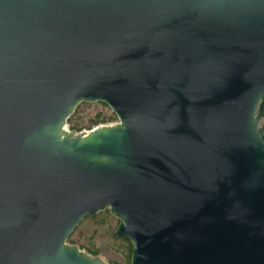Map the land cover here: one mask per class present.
<instances>
[{"label": "water", "instance_id": "1", "mask_svg": "<svg viewBox=\"0 0 264 264\" xmlns=\"http://www.w3.org/2000/svg\"><path fill=\"white\" fill-rule=\"evenodd\" d=\"M105 208L129 264H264V0H0V264H106Z\"/></svg>", "mask_w": 264, "mask_h": 264}, {"label": "rangeland", "instance_id": "2", "mask_svg": "<svg viewBox=\"0 0 264 264\" xmlns=\"http://www.w3.org/2000/svg\"><path fill=\"white\" fill-rule=\"evenodd\" d=\"M111 108L101 101H81L71 114L70 122L65 128L74 133H85L98 125L113 124L118 121ZM106 116L108 119L103 120ZM119 219L109 208L97 212L94 216H84L66 242L77 245L81 250L92 255H99L106 264H129L131 247L129 241L122 236H113ZM131 243V242H130ZM96 252H93V251ZM130 253V254H129Z\"/></svg>", "mask_w": 264, "mask_h": 264}, {"label": "trees", "instance_id": "3", "mask_svg": "<svg viewBox=\"0 0 264 264\" xmlns=\"http://www.w3.org/2000/svg\"><path fill=\"white\" fill-rule=\"evenodd\" d=\"M103 103H104V102H103ZM114 116H115V114H114V113H112L111 117H114ZM70 118H71V115H69V117L67 118L66 122H70V120H71ZM102 119H103V120H106V119H108V117H106V116H103V117H102ZM123 238L129 241V246L131 247L130 240H129V239H127V238H125V237H123ZM131 248H132V247H131ZM93 252H96V251L94 250ZM129 254H130V253H129Z\"/></svg>", "mask_w": 264, "mask_h": 264}]
</instances>
